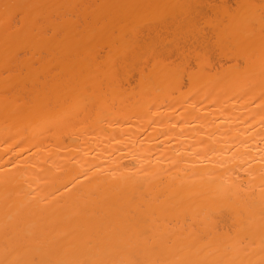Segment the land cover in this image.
<instances>
[{"label": "bare ground", "instance_id": "1", "mask_svg": "<svg viewBox=\"0 0 264 264\" xmlns=\"http://www.w3.org/2000/svg\"><path fill=\"white\" fill-rule=\"evenodd\" d=\"M0 264H264V0H0Z\"/></svg>", "mask_w": 264, "mask_h": 264}]
</instances>
